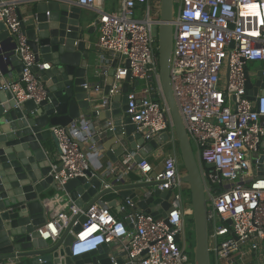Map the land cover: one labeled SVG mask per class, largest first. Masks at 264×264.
<instances>
[{
    "label": "built area",
    "instance_id": "built-area-1",
    "mask_svg": "<svg viewBox=\"0 0 264 264\" xmlns=\"http://www.w3.org/2000/svg\"><path fill=\"white\" fill-rule=\"evenodd\" d=\"M104 1L75 0L83 9L98 13V48L121 58L103 106L121 92L130 73L132 82L138 79L143 86L128 92L127 112L138 132L147 140L163 133L175 140L158 60L161 0H117L110 11L100 5ZM176 1L179 6L173 19L171 83L200 164L214 262L239 260L247 264L249 257L251 263L264 264V175L255 172L252 164V153L264 137V94L255 100L247 94L249 63L264 61V0ZM24 2L0 1V22L14 36L15 54L23 64L19 80L3 83L17 105L47 97L45 82L34 66L50 67L37 60L22 30L18 9ZM52 131L62 166L54 174L58 185L85 175L91 167L99 168L102 150L90 121L80 118L68 127L53 126ZM128 162L126 159L125 164ZM134 166L146 177L153 171L145 157ZM184 174L175 152L165 158L157 173V179L163 181L158 187L173 190V209L166 217L156 218L139 210L133 198L121 204V217L114 215L107 201L97 202L86 211L69 204L39 232L46 240H56L70 220L82 212L87 221L70 244L72 256L89 253L104 243H120L127 264H194L192 247L185 239L192 207L183 201Z\"/></svg>",
    "mask_w": 264,
    "mask_h": 264
},
{
    "label": "water",
    "instance_id": "water-1",
    "mask_svg": "<svg viewBox=\"0 0 264 264\" xmlns=\"http://www.w3.org/2000/svg\"><path fill=\"white\" fill-rule=\"evenodd\" d=\"M175 3L176 0H161L160 4L157 35L160 78L174 121L179 157L185 169L182 180L190 193L194 225L193 261L194 264H212L209 209L203 177L171 83ZM24 4L29 7L25 19L18 9L22 30L37 60L49 63L50 67L40 69L34 66L47 90V97L40 102L28 99L17 105L10 89L0 83V264H127L110 256L107 243L81 256H72L70 244L87 221L82 212L70 220L56 240L44 239L39 230L47 225L48 214L60 201L69 200L71 205L86 211L108 195L113 196L107 201L112 208L119 199L133 198L137 199L139 210L156 218L166 217L173 209V190L160 189L158 186L163 181L157 179V174L150 182H129L119 172L106 175L101 167H109V162L122 167L126 159L134 165L163 141L169 140V135L163 133L147 140L138 132L127 112L132 82L128 73L121 92L113 96V103L111 107H105L104 115L100 110L94 111L103 120L98 141L102 157L107 158L106 164L98 169L91 167L85 175L58 185L54 174L62 166L54 163L53 149L45 146L43 141L54 138L58 146L52 127H68L83 117L82 111L93 109L98 100L92 95L90 81L95 63L86 49L87 36L93 29L90 26L92 17L72 0H25ZM15 48L14 36L0 22V70L5 72V64H19L17 71H20L21 78L23 64L15 54ZM115 70L116 64L110 70L111 83L106 86V94ZM247 78V94L255 100L259 94H264V69L256 74L255 81L248 71ZM135 82L140 84L138 79ZM259 148L260 144L252 153V164L255 165L254 171L263 176L264 156L260 155ZM138 188H146L150 194L139 195L134 192ZM228 223L232 224V220ZM262 253L264 260V244Z\"/></svg>",
    "mask_w": 264,
    "mask_h": 264
},
{
    "label": "crops",
    "instance_id": "crops-1",
    "mask_svg": "<svg viewBox=\"0 0 264 264\" xmlns=\"http://www.w3.org/2000/svg\"><path fill=\"white\" fill-rule=\"evenodd\" d=\"M72 1H75V0H72ZM100 5H102V7L106 11H110V10H113L117 6V0H105L104 2H101ZM28 9L29 7L25 4L19 7L20 14L23 16L24 19L27 16ZM84 11L88 13L90 17H92L90 26H93V29H92L91 35L87 36L88 40H86V45H87L86 49H88L89 53L91 54V58L93 59L95 63V72L92 78L90 79V81H91L92 95L96 97L98 100L95 102L93 109L82 111L83 112L82 119H86L93 124L94 131L97 133V136L99 137L101 136L103 120L100 115H95L94 111L100 110V113L104 115L105 107L103 106V103H104L103 100L107 95L106 86L109 83H111V77L109 76V73L114 64H116V66L120 64L121 58L119 57L118 54H114L112 52H103L98 48L97 46L98 37H99V28H98V23H97L98 13H96L94 10H88L85 8H84ZM41 62L47 63L44 61H41ZM250 68H254L252 72H250ZM19 69H20L19 64H16L15 66L5 64V69H4L5 72L2 73V76H0V83L3 84L8 81L19 80L20 71L19 72L17 71ZM263 69H264V61H255V62L249 63L247 67V71L253 81H255L256 79V74L260 70H263ZM98 87L99 89H97ZM142 87L143 86L141 82L140 84H137L135 81H133L131 82V85H130L131 90L133 89L141 90ZM113 99L114 98L112 97V99L109 102V105H107L106 107H111V104L113 103ZM43 143L45 144V146L49 148L51 147L53 149L54 163L56 165H59L60 164L59 163L60 161L59 160V149H58V146L54 138L44 140ZM174 152L178 155L179 166L181 170H183L184 166L179 157L178 142L176 139L171 140L170 138L167 141H163V143L159 145V147L156 150H154L152 153H149L148 156L145 157V159H147L153 166V171L150 173L148 177L142 175L141 172L136 168V166H134L133 163L131 162L127 165L125 164V161H124L125 166H122V167H118L116 165L111 164V162H109L108 163L110 165L109 167L107 168L101 167V169L105 170L106 171L105 174L108 176H113L116 172H119L121 175H123V177L129 179V182H143V181L150 182L154 180V174H157L163 168L165 158L168 155L173 154ZM259 153L261 156H264V137L262 138V141L260 142ZM102 156H103V153H101V156H100V161H101L100 166H103V164H106V161H107V158L102 157ZM128 166H131V169H128ZM187 186L188 185L185 184L184 188L187 189L188 188ZM147 190L148 189L146 188H138V189H134V192L141 195V194L146 193ZM104 201H108V200L105 199ZM123 202H124V199H119L118 202L116 203V206L113 208L111 207L114 215L118 217H121L124 215L120 210V206ZM185 202H186V205L188 204L189 206V202L187 199L185 200ZM69 204H70V201L65 200V201H60L56 206H53L52 210L48 214L50 220L54 216H56L63 207H66ZM109 250H110L109 252L110 256L114 258L122 259L126 262L127 254H126V251L123 245H121L120 243L118 244L110 243ZM246 263L247 264H257V262L255 261L251 263V259L249 257L246 258ZM212 264H215L213 255H212ZM223 264H242V262L238 260L236 263L226 262Z\"/></svg>",
    "mask_w": 264,
    "mask_h": 264
},
{
    "label": "rangeland",
    "instance_id": "rangeland-1",
    "mask_svg": "<svg viewBox=\"0 0 264 264\" xmlns=\"http://www.w3.org/2000/svg\"><path fill=\"white\" fill-rule=\"evenodd\" d=\"M178 6H179V3L176 1V3H175V11L177 10ZM253 69L254 68H250V72H252ZM183 171H184V169H183ZM182 196H183V201H185L187 199L188 202H189V207H191V204H190V193H189V189L188 188L187 189H185V188L182 189ZM189 220H190V217L187 218L188 226H187L186 232H185V239H186L187 244L191 246V243L193 242L194 234H193V229H192L193 226L191 225ZM192 249H193V247H192Z\"/></svg>",
    "mask_w": 264,
    "mask_h": 264
},
{
    "label": "trees",
    "instance_id": "trees-1",
    "mask_svg": "<svg viewBox=\"0 0 264 264\" xmlns=\"http://www.w3.org/2000/svg\"><path fill=\"white\" fill-rule=\"evenodd\" d=\"M156 97V96H155ZM206 167L207 168H209V166L208 165H206ZM113 196L112 195H108L107 197H106V200H109V199H111ZM189 222L191 223V225L193 226V234H194V225H193V219H192V217L190 218V220H189ZM194 246V236H193V242L191 243V247H193ZM192 255H193V252H192Z\"/></svg>",
    "mask_w": 264,
    "mask_h": 264
},
{
    "label": "bare ground",
    "instance_id": "bare-ground-1",
    "mask_svg": "<svg viewBox=\"0 0 264 264\" xmlns=\"http://www.w3.org/2000/svg\"><path fill=\"white\" fill-rule=\"evenodd\" d=\"M251 7H253V6H251ZM55 197V196H54ZM52 198V197H51ZM60 201V199L58 198V197H56V202H59ZM91 231V229H89L87 232H85L83 235H85V234H87V233H89Z\"/></svg>",
    "mask_w": 264,
    "mask_h": 264
}]
</instances>
